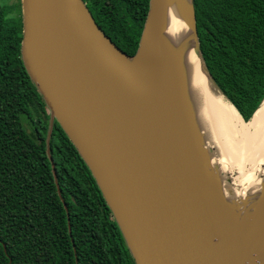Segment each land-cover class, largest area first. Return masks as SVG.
<instances>
[{
    "label": "water",
    "instance_id": "1",
    "mask_svg": "<svg viewBox=\"0 0 264 264\" xmlns=\"http://www.w3.org/2000/svg\"><path fill=\"white\" fill-rule=\"evenodd\" d=\"M20 10L23 65L50 123L56 120L91 172L134 264H264L260 246L232 255L244 243L222 231L239 225L223 217L220 197L209 191L214 173L192 158L195 148L159 109L164 102L151 97L145 65L160 35L162 1L149 0L133 57L105 35L83 0H20ZM187 24L219 91L199 49L193 0ZM113 54L137 58V88L113 70ZM251 228H259L254 217Z\"/></svg>",
    "mask_w": 264,
    "mask_h": 264
},
{
    "label": "trees",
    "instance_id": "2",
    "mask_svg": "<svg viewBox=\"0 0 264 264\" xmlns=\"http://www.w3.org/2000/svg\"><path fill=\"white\" fill-rule=\"evenodd\" d=\"M83 2L133 57L149 0ZM193 8L208 73L247 122L264 99V0H193ZM21 39L20 5L12 19L0 6V264H134L91 172L50 123L23 65Z\"/></svg>",
    "mask_w": 264,
    "mask_h": 264
},
{
    "label": "bare ground",
    "instance_id": "3",
    "mask_svg": "<svg viewBox=\"0 0 264 264\" xmlns=\"http://www.w3.org/2000/svg\"><path fill=\"white\" fill-rule=\"evenodd\" d=\"M161 1L162 27L145 65L151 97L164 102L159 109L170 114L173 127L183 135L187 145L195 148L191 153L193 159L210 163V157H204L206 150H210L215 152L210 155L221 161L222 168L217 171L220 177L209 186V191L226 202L233 198L242 200L238 220L243 223L238 227L228 224L222 227L225 236L231 232L244 243L240 250L231 252L242 257L249 245L264 248V101L248 127L236 122L235 125L224 104L230 113L233 110L203 71L193 32L187 24L191 0ZM113 58V70L135 86L137 61L117 54ZM233 172L239 176L235 184L226 180ZM240 185L243 186L238 189ZM227 217L230 219L229 214ZM253 217L259 222L258 229L251 228Z\"/></svg>",
    "mask_w": 264,
    "mask_h": 264
},
{
    "label": "rangeland",
    "instance_id": "4",
    "mask_svg": "<svg viewBox=\"0 0 264 264\" xmlns=\"http://www.w3.org/2000/svg\"><path fill=\"white\" fill-rule=\"evenodd\" d=\"M20 5V0H0V6H2L4 9H5V12H6V14H7V17L9 18V19H12L13 17H14V15L16 14V11H17V7ZM217 97H218V99L220 100V97H219V95H217ZM229 112V114H230V116H231V118H232V120L234 121V123L236 122L238 125H240V126H242V127H248L249 126V124H250V120L248 121V122H245V121H243V120H241L240 118H239V114L237 113V111H233V112H231L230 113V111H228ZM236 123H235V125H236ZM28 130H30V127H28ZM212 151H208V150H206V155H207V157L210 159V163H209V161H207V160H205L206 162L205 163H207V166H208V172L209 173H211V174H213L214 173V175H215V181L216 180H218L219 179V177H220V172H217L218 171V169L220 168H222V164H220L221 163V161L219 160V161H217V160H215V158H214V156L213 155H210V153H211ZM210 156H209V155ZM212 154H215V152L213 153L212 152ZM205 157V156H204ZM205 159V158H204ZM216 164H219V165H216ZM211 165V166H210ZM212 167L213 168H215V169H212ZM219 173V174H218ZM238 174H236L235 172H233L232 174H230V176L228 177V178H226V180L228 179L229 181H231L232 183H234L235 184V182H237L238 180ZM237 177V178H236ZM235 179V180H234ZM223 180V179H222ZM227 180V181H228ZM223 182V181H222ZM241 184V183H240ZM242 186L243 185H240V186H238V189H241L242 188ZM226 187H229V186H226ZM215 190V189H214ZM225 192V191H224ZM218 201V203H219V207L218 208H221L220 210H222V214H223V217H227V215L229 214V216H230V219L228 218V220H230V222H231V225L234 223V225H232V226H238L240 223H241V221H239L238 220V218L240 217V204H242V200H239V199H237V198H233V199H230L228 202H226L225 200H224V198H220L219 200H217ZM233 201V202H232ZM239 202V203H238ZM235 203V204H234ZM234 204V206H232V205ZM230 205H231V208H230ZM237 205H239V206H237ZM237 206V207H236ZM229 207V208H228ZM231 209H232V211H231ZM235 212V213H234ZM232 213V214H231ZM234 213V214H233ZM237 214H239V216L237 217L236 215ZM234 215V216H233ZM233 217V218H232ZM241 218V217H240Z\"/></svg>",
    "mask_w": 264,
    "mask_h": 264
}]
</instances>
